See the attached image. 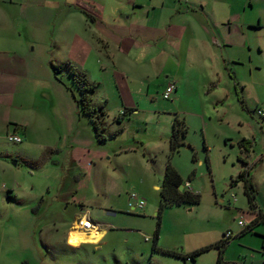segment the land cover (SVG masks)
<instances>
[{
    "label": "rangeland",
    "instance_id": "obj_1",
    "mask_svg": "<svg viewBox=\"0 0 264 264\" xmlns=\"http://www.w3.org/2000/svg\"><path fill=\"white\" fill-rule=\"evenodd\" d=\"M230 2L246 27L243 34H233L229 47L224 46V56L229 60L226 70L218 78L213 73V82L202 87L201 101L189 87L190 93L173 101L164 99L167 73L162 70L166 58L151 57L132 68V85L139 90L136 94L144 111L129 118V114L122 116L126 129L112 134L107 124L118 122L122 100L131 101V94L120 95L112 72L104 70L109 62L105 54L89 50L87 44L72 46L74 36L71 26L65 24L66 10L53 13V6L60 3L47 0L46 6H39L24 0L23 16L17 21L0 19V60L17 57L22 61V70L14 80L17 90L9 95L14 103L2 113L3 118L9 117L8 123L0 121V184L7 188L0 189V264H218L221 250L220 264H264V222L252 231L247 228L257 216L251 214L243 183L232 185L248 160L251 177L259 186L257 207L264 214V118L255 113L257 106H264V0ZM123 5L129 7L125 0ZM84 14L80 10L72 15L77 23L76 18ZM76 29L83 30L81 25ZM8 49L14 53L5 52ZM141 52L146 54L141 50L136 55ZM62 63H71L95 86L94 103L98 107L108 99L107 124L81 110L77 102L80 90L70 67L60 72L53 68ZM171 65L174 73L176 67ZM6 83L0 81V85ZM119 85L124 87L122 81ZM177 112L188 131L185 144L171 161L185 182L196 172L191 183L202 200L199 204L166 207L160 214L161 230L155 246L161 200L156 184L163 180L170 154L164 141L172 132L171 118L175 119ZM69 123L73 124L72 131ZM15 126H26L17 131L22 137L20 143L8 139L16 132ZM101 135L106 136L100 145L97 137ZM134 136L137 141L148 142L150 148L143 161L142 152L131 160L122 157L131 172L130 178L119 180L122 173L112 170V154L126 139L139 148ZM242 138L256 140L249 153L238 145ZM71 144L76 146L70 149ZM88 145L94 152H106L104 159L93 157L92 174L88 168L76 167L78 160L71 162L66 152ZM55 148L58 153L53 152ZM131 194L146 206L135 207L137 199ZM79 202L87 211H81ZM84 213L106 232L96 243L71 244L69 229ZM239 220L246 224L241 226ZM227 231L232 233L230 238L224 237ZM222 239L227 240L225 248L218 246ZM42 240L49 244L45 246ZM207 246L210 249L195 261L187 257Z\"/></svg>",
    "mask_w": 264,
    "mask_h": 264
},
{
    "label": "crops",
    "instance_id": "obj_2",
    "mask_svg": "<svg viewBox=\"0 0 264 264\" xmlns=\"http://www.w3.org/2000/svg\"><path fill=\"white\" fill-rule=\"evenodd\" d=\"M31 1L37 3L39 6H41V4L46 6L47 0ZM125 1L129 7L123 5V0H54V2H59L60 4L53 6V13L56 15H58L57 11H60L62 8L66 10L64 17L65 24L68 27L71 26V29L73 30L72 35L74 36V40L71 42L72 46H78L80 43L87 44L89 46V50L96 49L99 54H105L108 57L109 62L107 66H104V70H110L112 72V82L119 89L120 95H126L127 93L131 94V101L128 100L125 102L122 100L123 107L120 108L121 110L119 111V116L116 117L118 121L117 123L111 121L110 124H107L109 115L106 112L107 116L103 119V122L107 124V127L109 126V129L107 130H109L111 134L112 132L116 133L119 129H122V131L126 129L123 122L125 119L123 118L124 115L129 114L127 116L129 118V116L133 114L138 115L141 111H144L141 110L140 106L142 101L138 100L139 98L136 94V92H139V90L135 89V87L132 85L131 76L135 74L132 68L145 64V61L150 60L151 57L155 59L161 58L163 56L166 59L164 60L165 70L163 69L162 71L167 73V80L165 81L164 85L166 87L167 83L170 81H174L177 85V90L170 100L173 101L175 97L179 98L184 93L186 94V92L190 93L188 90L189 87L193 89L191 94H196L194 97L198 101H201L202 94L200 92L202 91V87H206L208 82H213V73H215L218 78L219 75L223 74V71L226 70L225 63H227L229 60L226 56H224V46L225 48L229 47V43H231L233 34H243V30L246 27V22L241 21L242 16L239 13L233 12L234 4H231V0ZM57 5L61 7L58 9ZM24 7V0H0V19L4 22L6 20L17 21L20 16H23ZM125 7H127V9H125ZM9 9L13 10L14 14H10ZM80 10L82 12L85 11L86 14L76 18L77 24L75 22V17L72 14L73 11L78 12ZM218 11H222L223 13L228 12V14H223L224 16H221ZM77 25H81L83 30L78 31L76 29ZM74 26L75 28L73 29ZM83 31H85L86 36L84 35ZM141 50H145L146 54L142 55L141 52L139 55H136V53ZM5 52L9 53L13 52V50L8 49ZM170 63L173 64V67H176V71L174 70V73H172L170 70L172 69V65L169 66ZM21 65L22 61L17 57L0 60V81L4 80L7 82L6 84L0 85L1 122H4L5 119V122L8 123L9 117L7 116L6 118H3L2 113L4 110L11 108L14 103V100L10 99L13 97H9V95L12 96V92L17 90V87L14 86V80L18 78L19 73L22 70ZM206 67L207 69L205 70ZM120 81L124 83V87L119 85ZM8 82H11V85L13 86L11 87L9 85L10 83L8 84ZM213 85L211 86L213 87ZM147 96L148 94L145 97ZM7 98H9L11 101L8 102ZM101 105H103L105 111H107L109 105L108 99H104V104ZM94 106L97 108L99 105L94 103ZM122 112L125 113L122 114ZM5 113H7V111H5ZM175 116L179 118V112H177V115ZM152 117L154 116L152 115ZM171 120H173L174 123V119L171 118ZM71 123H69V129L72 131L73 124ZM22 128L15 126V133L21 135L17 131H20ZM24 128H26V126ZM171 129L173 130V126ZM171 133L169 132V136H167L168 138H166L164 141L165 144L168 145V148H170ZM103 136L97 137L99 144L101 141L104 143L105 137ZM158 137H160V141L164 139L163 135ZM85 138H87V136ZM136 139L137 138L134 136L133 142H135L139 148L132 147V145L129 144L130 139H126L123 144L119 145V148L114 149L112 154L114 157V165L112 170L122 173V176H119V180H126L130 178L131 172L129 163H126L127 160L123 159L122 157L128 156V160H131L132 158H135L131 156H137V153H140L141 155L142 152L143 155H141V158L143 161V158L146 156L145 152L150 148L148 142L146 143L137 141ZM75 146L76 145L74 144L69 145L70 149ZM52 150L54 153H56V151L58 153L59 149L55 148ZM75 150H80L82 154H77ZM66 152L69 154V159L71 162L76 161V159L78 160L75 163L76 167L80 166V168L82 167L86 170L88 168L90 174H92L93 170V157H99L101 160L106 156V152H94L90 145H88V147L77 146L70 151H67L66 149ZM107 159L110 160L111 158L109 157ZM150 159L153 160V162H156V160L154 161L153 158ZM246 161L248 163V171L251 175L252 170L250 168V163L248 160ZM144 162L146 163L145 166L147 165L148 168L151 166L148 163L149 160ZM55 163L58 164L59 162L55 161ZM106 176L109 177L108 175ZM109 178L110 180H116L113 176H110ZM191 180L188 179V181H186L187 183H185L188 188H191L192 191L197 192L192 185ZM255 186L259 192V186L256 184ZM156 187L160 189L161 185L156 184ZM10 190H13V188ZM9 193L12 194L11 191H9ZM79 204L81 208L83 207L81 211H87L88 208H86L82 202H79ZM260 209L261 208L258 206L256 211L252 209V212H250L254 216H257V210L260 211ZM261 210L263 211V209ZM84 215L89 217L86 213H84L82 216ZM77 217V219L81 218L79 216ZM77 219L75 220L74 224L71 225L68 232V241L71 244L82 246L83 243H96L106 232V230L101 229L99 224L94 220L93 221L96 224L95 228H93L94 230L91 229L89 231H85L80 229L77 225ZM75 229L85 231L87 238L84 241L74 240L71 234L76 232L74 231ZM42 242L45 246L49 244L47 241L42 240ZM70 246L73 248L75 247L74 245ZM191 254L187 255V257H191ZM196 257L195 259L191 258V260L195 261Z\"/></svg>",
    "mask_w": 264,
    "mask_h": 264
},
{
    "label": "trees",
    "instance_id": "obj_3",
    "mask_svg": "<svg viewBox=\"0 0 264 264\" xmlns=\"http://www.w3.org/2000/svg\"><path fill=\"white\" fill-rule=\"evenodd\" d=\"M71 63H62L59 65H54L53 68L56 72H60L67 66L70 67V72L73 76V81L78 85V88L80 90V98L77 100V102H80L82 107L81 110L86 114V116H90L91 119L98 118L99 122L103 123V119L107 116L106 111L104 109V106L101 107H95L94 106V94H95V86L89 82L88 78L83 74L80 73V71L75 70ZM76 99V98H75ZM98 114V117L95 116ZM103 117L102 121L101 118ZM93 121V120H92ZM94 126L97 130V123H94ZM22 128V127H20ZM188 131V127L185 123V121L179 119L177 116L174 119L173 124V130L170 135V154L168 155V160L166 164L165 169V175L161 184L160 188V212L158 215V226L155 233V246L157 245L159 235H160V228H161V212L166 208L174 205H181V204H199L202 200L201 194L199 192L192 191L191 189H188L185 181L183 180L181 173L178 171V169L172 164L171 158L172 156L179 152L180 147L185 144L183 138L186 136V133ZM102 136V135H101ZM100 136V137H101ZM253 140L252 139H242L239 141V144L244 148L246 152H250L251 148L253 147ZM206 150L207 147L205 146ZM193 159L196 160V154L194 153ZM207 163L209 164V161L207 159ZM245 168L239 173L238 177L232 180V185H235L238 182H242L244 185V192L248 197L250 208L256 211L257 208V196L259 194L258 189L256 188L255 184L252 181L251 175L248 171V163L245 162ZM210 166V164H209ZM196 174L195 171L191 173V177H189V180L192 179V176ZM185 184V187L183 190H180V185ZM264 222V214L262 213V210H257V217L250 222V225L247 227L250 231H252L256 225ZM246 228V229H247ZM246 232L243 231V233ZM227 240L222 239L220 242H218L219 248L222 246L225 248ZM210 249L209 247H205L204 249L197 250L193 254H191V257L188 258H194L199 255L202 252H205ZM166 253H171L170 251L165 250ZM224 250H221V254L218 259V264L221 263V260L223 259L222 253ZM176 255V254H175ZM180 256V255H178Z\"/></svg>",
    "mask_w": 264,
    "mask_h": 264
},
{
    "label": "built area",
    "instance_id": "obj_4",
    "mask_svg": "<svg viewBox=\"0 0 264 264\" xmlns=\"http://www.w3.org/2000/svg\"><path fill=\"white\" fill-rule=\"evenodd\" d=\"M176 90H177L176 83L174 81L168 82L166 87H165V89H164V91H163L164 99H166V100L171 99L172 96L174 95V93L176 92ZM255 112H256V114L259 117H264V106L263 107H257L255 109ZM124 113L125 112H122V114H124ZM8 139H9V141L14 142V143L22 142L21 135H18V134H15V133L14 134H10L8 136ZM189 187H191V186H189ZM0 189H6V185L5 184H3V185L0 184ZM188 189H191V188H188ZM131 195H132V198L137 199L136 194H131ZM145 205H146L145 201L137 199L135 207L143 208V207H145ZM239 224L241 226H244L246 224V222L244 220H240ZM77 225L79 226L80 229H83L85 231L86 230L89 231V230L95 228V226H96L94 221L91 218H89V217H87L85 215L82 216L81 218L77 219ZM231 235H232V233L230 231H228L225 234V238H230Z\"/></svg>",
    "mask_w": 264,
    "mask_h": 264
},
{
    "label": "bare ground",
    "instance_id": "obj_5",
    "mask_svg": "<svg viewBox=\"0 0 264 264\" xmlns=\"http://www.w3.org/2000/svg\"><path fill=\"white\" fill-rule=\"evenodd\" d=\"M94 230V229H93ZM76 232H73L71 235H72V238L76 241H84L87 237H86V232L83 231V230H74ZM78 231V232H77Z\"/></svg>",
    "mask_w": 264,
    "mask_h": 264
},
{
    "label": "water",
    "instance_id": "obj_6",
    "mask_svg": "<svg viewBox=\"0 0 264 264\" xmlns=\"http://www.w3.org/2000/svg\"><path fill=\"white\" fill-rule=\"evenodd\" d=\"M183 189H184V184L180 185V190H183Z\"/></svg>",
    "mask_w": 264,
    "mask_h": 264
},
{
    "label": "flooded vegetation",
    "instance_id": "obj_7",
    "mask_svg": "<svg viewBox=\"0 0 264 264\" xmlns=\"http://www.w3.org/2000/svg\"><path fill=\"white\" fill-rule=\"evenodd\" d=\"M240 141V140H239ZM254 142H253V144L256 142L255 140H253ZM238 145L241 147V148H243L240 144H239V142H238ZM244 149V148H243Z\"/></svg>",
    "mask_w": 264,
    "mask_h": 264
}]
</instances>
